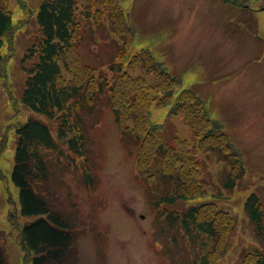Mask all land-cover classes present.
<instances>
[{"label": "trees", "instance_id": "trees-1", "mask_svg": "<svg viewBox=\"0 0 264 264\" xmlns=\"http://www.w3.org/2000/svg\"><path fill=\"white\" fill-rule=\"evenodd\" d=\"M10 1L0 0V84L12 106L21 104L33 112L23 123L6 125L0 135V167L7 134L13 130L16 136L13 166L8 175L0 171V179L11 207L10 226L18 232L21 264H74L77 258L78 229L84 224L73 214L79 208L74 205L68 213L55 198L57 190L69 189L67 170L80 169L78 182L88 189L95 186V145L88 120L98 118L100 105L113 114L134 158L135 174L144 180L155 212L153 240L162 247L164 264H223L232 249H237L232 264H264L260 197L249 193L237 214L228 205L246 176L247 154L209 114L205 97L150 50H139L126 65L151 73V83L122 70L134 34L119 0H42L37 9L15 0L26 18L12 11ZM81 14L95 25L106 20L120 39L116 60L106 70L81 59ZM28 24V44L18 59L23 86L15 100L5 81L16 52L15 35L21 29L25 33ZM159 107H166L165 117L155 122L152 109ZM176 119L189 126L191 142L175 130L166 137L167 123ZM212 159L221 164L217 185L212 183ZM204 194L209 198L193 202ZM0 264H10L1 244Z\"/></svg>", "mask_w": 264, "mask_h": 264}, {"label": "rangeland", "instance_id": "rangeland-1", "mask_svg": "<svg viewBox=\"0 0 264 264\" xmlns=\"http://www.w3.org/2000/svg\"><path fill=\"white\" fill-rule=\"evenodd\" d=\"M37 9L42 0H26ZM128 14L132 45L122 60V70L133 76H143L151 83L153 75L140 66L126 65L141 49H148L154 59L182 77L207 102L209 114L217 119L233 142L247 154L246 176L236 188L228 203L230 212L237 214L246 196L255 192L264 206V0H119ZM11 0L12 11L17 10ZM26 18V15H21ZM79 53L85 64L104 69L120 39L108 27L107 21L95 25L84 20ZM26 31L16 33V52L10 62L9 84L15 100L23 86L24 75L18 59L28 44ZM100 29V33L95 31ZM94 31L89 39V33ZM110 72L109 69H107ZM7 88L0 84V135L6 125L25 122L33 112L23 106H12ZM98 118L88 120L89 134L95 145L97 168L95 186L88 189L78 182L81 173L67 170L66 187L57 190L55 202L70 213L74 205L79 209L73 214L80 226L76 239L77 258L74 264H164L162 247L153 240L155 212L150 207L143 178L135 174L134 158L125 138L114 121L113 114L104 105L99 106ZM166 107L153 108L155 122L164 119ZM97 111H95L96 113ZM192 141V133L180 119L168 122L165 135L174 132ZM14 131L6 136L0 171L8 175L13 166L15 146ZM130 145V144H129ZM131 152V151H130ZM214 169L213 184L217 185V171L221 164L210 161ZM58 173L56 174V177ZM62 184V183H61ZM14 191V189L11 187ZM70 190V192H69ZM208 194L193 200L201 202ZM191 204V202H190ZM5 201L4 186L0 179V244L4 247L10 264H21L22 252L16 243L17 230L11 227ZM18 221H21L18 219ZM228 253L227 263L236 257Z\"/></svg>", "mask_w": 264, "mask_h": 264}]
</instances>
